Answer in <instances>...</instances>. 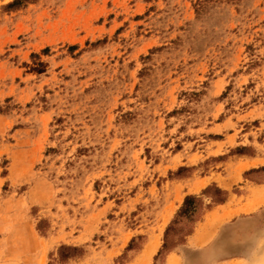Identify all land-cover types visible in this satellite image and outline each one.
<instances>
[{
  "label": "rangeland",
  "instance_id": "1",
  "mask_svg": "<svg viewBox=\"0 0 264 264\" xmlns=\"http://www.w3.org/2000/svg\"><path fill=\"white\" fill-rule=\"evenodd\" d=\"M263 200L264 0H0V264H253Z\"/></svg>",
  "mask_w": 264,
  "mask_h": 264
},
{
  "label": "crops",
  "instance_id": "2",
  "mask_svg": "<svg viewBox=\"0 0 264 264\" xmlns=\"http://www.w3.org/2000/svg\"><path fill=\"white\" fill-rule=\"evenodd\" d=\"M243 209L244 206L242 205L229 206L226 202L213 206L194 224L191 232L185 237L182 248L179 249L185 254H193L194 252L200 254L216 246L220 247L221 245L214 246V244L210 242L216 239L221 240L220 242L222 243L227 242V246L230 245L235 238L240 237L242 234L240 233L242 227L240 219L242 218ZM234 218L237 220L235 223L236 230L228 228V230L224 232L222 230L223 227ZM231 235H234V237L230 240ZM205 246L207 247L205 248ZM224 250L225 249H222L223 252ZM170 255H172V253L167 257H170ZM238 259H240V257Z\"/></svg>",
  "mask_w": 264,
  "mask_h": 264
},
{
  "label": "trees",
  "instance_id": "3",
  "mask_svg": "<svg viewBox=\"0 0 264 264\" xmlns=\"http://www.w3.org/2000/svg\"><path fill=\"white\" fill-rule=\"evenodd\" d=\"M194 201H196V198H194L192 196L185 197L183 200V203H182V208L179 211V214H184L186 212V210L188 212V208H189L190 204ZM194 211H195V209L192 208V210H190V213L188 212L189 213L188 216L192 217V214H194Z\"/></svg>",
  "mask_w": 264,
  "mask_h": 264
},
{
  "label": "bare ground",
  "instance_id": "4",
  "mask_svg": "<svg viewBox=\"0 0 264 264\" xmlns=\"http://www.w3.org/2000/svg\"><path fill=\"white\" fill-rule=\"evenodd\" d=\"M264 203V200H263ZM263 252V251H262ZM256 259L254 260L253 264H264V256H261V254L258 252L256 255ZM208 257V256H207Z\"/></svg>",
  "mask_w": 264,
  "mask_h": 264
}]
</instances>
